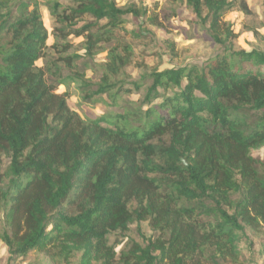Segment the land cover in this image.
I'll use <instances>...</instances> for the list:
<instances>
[{
    "label": "trees",
    "instance_id": "obj_1",
    "mask_svg": "<svg viewBox=\"0 0 264 264\" xmlns=\"http://www.w3.org/2000/svg\"><path fill=\"white\" fill-rule=\"evenodd\" d=\"M173 1L210 19L223 47L137 80L126 72L131 45L110 47L96 83L71 75L84 97L106 94L121 106L123 94L144 96L91 118L70 108L52 69L39 65L48 40L39 9L0 0V239L10 261L36 250L66 264L78 252L76 264H248L241 243L253 245L252 235L262 236L264 256V159L252 153L264 145V50H231L229 28L222 38L223 14L237 0ZM48 5L60 40L88 32L89 55L94 24L66 31L75 19L90 14L116 28L148 12L115 0ZM78 57L62 58L72 68ZM144 220L156 236L142 233ZM135 222L140 239L129 235ZM113 234L127 239L120 251Z\"/></svg>",
    "mask_w": 264,
    "mask_h": 264
},
{
    "label": "rangeland",
    "instance_id": "obj_2",
    "mask_svg": "<svg viewBox=\"0 0 264 264\" xmlns=\"http://www.w3.org/2000/svg\"><path fill=\"white\" fill-rule=\"evenodd\" d=\"M16 2L17 0H12ZM50 1H59L64 7L74 8L77 0H30L32 6L39 9L44 24L48 31L46 57L39 61V65L46 69H52L48 73V79L57 84V92L66 96L70 108L83 117L96 118L105 114H115L123 111L122 106L133 102L140 103L144 96V89L133 91L121 96V106L113 105L111 97L106 94L103 98L96 95L86 99L84 92L80 89L77 79L84 76L85 80L96 83L100 76V69L107 61L110 47L124 42L131 45L134 57L132 63L126 68L129 79H139L143 73L153 70H161L170 66L184 65L187 63H202L214 55L218 49L223 47L218 44L210 34V19L199 18L195 15L193 8L186 1L173 0H115L121 7L135 6L142 12L144 8L147 14L141 13L139 17L128 14L122 27L111 28L107 19L97 21L90 14H83L72 22V29L83 28L87 23L94 24L89 29L94 33L98 43L95 44L91 54H87L86 35L76 36L71 34L65 39L58 38L55 34L56 27H62L56 21ZM246 1L251 11L247 14L241 8V0L223 14L222 38L225 29L229 28L234 36L228 41V47L233 51L251 50L252 48L264 50V4L263 0ZM70 14V10H68ZM206 15V13H205ZM142 26V28H140ZM139 35V36H138ZM70 43L66 51L64 45ZM79 55L74 62L76 65L68 67L62 57L67 55ZM72 71V72H71ZM95 86H92L94 89ZM120 98V99H121ZM255 157L264 159V145L252 149ZM141 231L146 237L156 236L157 232L152 228L149 220L140 224ZM129 235L134 239H140L137 222L131 225ZM122 237L113 234L109 236L111 243H116ZM254 244L249 246L248 241L241 243L242 250L249 260L248 264H263L264 256L260 254L262 247V236L252 235ZM121 239L120 251L124 241ZM80 252L76 254L72 264L80 260ZM10 252L4 241L0 239V264H8ZM10 264H66L60 263L44 251H32L25 258H17ZM95 264H99L95 261Z\"/></svg>",
    "mask_w": 264,
    "mask_h": 264
}]
</instances>
